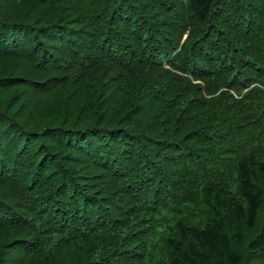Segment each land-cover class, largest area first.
Wrapping results in <instances>:
<instances>
[{"label": "trees", "instance_id": "trees-1", "mask_svg": "<svg viewBox=\"0 0 264 264\" xmlns=\"http://www.w3.org/2000/svg\"><path fill=\"white\" fill-rule=\"evenodd\" d=\"M0 264H264V0H0Z\"/></svg>", "mask_w": 264, "mask_h": 264}]
</instances>
